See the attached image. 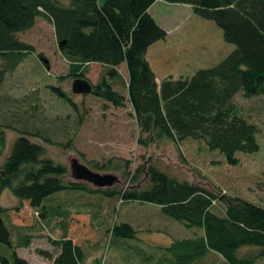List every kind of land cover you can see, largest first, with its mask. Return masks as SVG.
I'll return each mask as SVG.
<instances>
[{
    "label": "trees",
    "instance_id": "16d2710c",
    "mask_svg": "<svg viewBox=\"0 0 264 264\" xmlns=\"http://www.w3.org/2000/svg\"><path fill=\"white\" fill-rule=\"evenodd\" d=\"M168 1L192 5L194 14L212 21L221 30L223 40L236 47L231 50L221 45L217 49L219 44L214 40L216 37L221 42V35L214 29V37L209 32L211 42L204 46L200 44L202 49L195 55L196 60L202 65L208 64L207 70L213 74L221 73L226 77L233 72V78L245 96L264 95V0ZM155 2L0 0V89L8 74L16 71L24 59L35 52L34 45L21 40L18 33L31 29L38 18L43 17L54 26L59 50L70 62V75L86 77L91 63L102 64L100 80L94 84L91 94L116 107H124L129 100L142 135L167 137V130L157 120V115L163 117L166 114L174 124L188 131L199 127L194 138L203 140L209 149L219 151L229 164L237 165L238 153L252 154L260 149L257 125L237 109L213 115L218 102L216 89L211 85L206 90L202 79H196L200 70L183 68L164 74L157 71L161 64L170 63L172 57L179 60V57L175 51L164 49L172 47L168 31L151 14ZM160 42H163L160 54L166 59L160 56V61L154 65L148 54ZM39 56L49 68L43 55ZM124 62L128 78L120 71ZM171 82H174L173 86ZM138 84H141L143 97L139 95ZM116 85L127 88L129 99L115 89ZM51 87L67 99L60 86ZM159 89L164 94L161 99ZM204 120L208 123L202 125ZM6 126L18 131L19 136L4 162L0 163V195L5 189H11L45 220H54L51 218L53 207L47 201L61 192L119 196L122 202L157 204L168 217L204 230L200 236L178 239L169 247L158 248L172 264H198L211 254L221 256L226 264H256L258 258L264 257V205L223 193L220 188L181 180L152 161L141 163L132 171L130 161L124 160L126 165L121 171L128 183L123 188L93 187L89 182L78 180L67 164L56 162L46 154V146L33 139L42 136L40 131L2 121L0 160L7 148ZM44 138L55 143L51 138ZM140 140L148 144L147 139L140 137ZM72 143L73 138H69L66 144H59L71 146ZM95 167L102 170L117 168L114 160L102 166L96 163ZM61 208L57 205L54 212L69 217L70 211L62 212ZM7 210L0 206V242L7 245L12 254L11 257L0 254V264H31L17 251L19 244H15L12 228L4 219ZM110 232L116 238L133 239L138 230L128 222H121ZM68 236L66 229L63 238L53 241L61 247L57 255L46 250H39V253L54 259V264H80L84 259L83 250ZM31 238L24 236L22 245L29 246ZM243 247H257L258 251L240 255Z\"/></svg>",
    "mask_w": 264,
    "mask_h": 264
},
{
    "label": "rangeland",
    "instance_id": "374dc122",
    "mask_svg": "<svg viewBox=\"0 0 264 264\" xmlns=\"http://www.w3.org/2000/svg\"><path fill=\"white\" fill-rule=\"evenodd\" d=\"M151 14L168 31L172 48L164 49L167 52L175 51L179 57V60L172 57L166 65L159 64L157 71L164 74L183 68L200 70V74L195 75L196 79H202L206 90L211 85L216 89L218 102L213 115L237 109L257 125L260 143L257 152L238 153L239 163L232 165L219 151L209 149L203 140L194 138V132L199 127L188 131L174 124L169 115H157L158 122L167 130L168 136L148 137L147 134L142 135L129 100L124 107H116L93 94L73 93L75 78L70 75V62L59 50L53 24L43 17L38 18L31 29L18 33L21 40L34 45L35 52L29 54L16 71L8 74L0 89V121L40 131L42 136L33 139L45 145L46 154L56 162L67 164L70 171L72 159L78 158L96 172L117 175L119 181L112 187L127 186L128 180L121 171L126 165L124 160L130 161L132 171L141 163L152 161L181 180L220 188L223 193L264 205V95L245 96L233 78V72L226 74V77L221 73L213 74L207 70L208 64L202 65L195 58L198 50L202 49L201 45L211 42L214 29L221 35V42L216 37L214 40L219 44L216 45L217 49L221 45L231 50L236 47L223 40L221 30L212 21L194 14L190 4L156 0L151 7ZM162 43L153 46L148 54L153 64L160 61V56H164L160 54ZM40 54L50 65L49 68L41 61ZM122 70L128 73L126 64H123ZM102 71L103 66L92 64L86 77L96 84ZM51 86H60L66 92L67 99L59 96ZM115 89L129 99L127 88L116 85ZM138 90L143 97L141 84H138ZM160 91L158 94L161 99L164 94ZM207 123L204 120L202 125ZM5 129L7 148L0 163L4 162L19 136V132L13 128L6 126ZM44 137L53 139L56 144ZM140 137L147 139L148 144L142 143ZM69 138H73L71 146L59 144H66ZM110 160H114L116 169L102 170L95 167L96 163L102 166ZM47 202L53 207L52 221L41 217L11 189H5L0 195V206L8 209L4 213L5 222L12 228L15 244H19L17 251L31 264H54V259L40 254L39 250L57 255L61 247L53 241L63 238L66 229L68 237H72L83 250L84 259L80 264H172L158 248L169 247L178 239L204 234L201 228L188 227L182 221L168 217L157 204L122 202L119 196L65 191L51 196ZM57 205L62 207V212L69 210V217L54 212ZM121 222H128L138 230L136 238L120 239L112 236L110 230ZM29 235L32 237L31 244L22 245V238ZM257 251V247H243L240 255L256 254ZM0 254L11 257L12 252L0 242ZM198 264L226 263L221 256L211 254ZM256 264H264V257L258 258Z\"/></svg>",
    "mask_w": 264,
    "mask_h": 264
},
{
    "label": "water",
    "instance_id": "95a60500",
    "mask_svg": "<svg viewBox=\"0 0 264 264\" xmlns=\"http://www.w3.org/2000/svg\"><path fill=\"white\" fill-rule=\"evenodd\" d=\"M73 91L76 94H86L93 91V84L89 79L78 78L73 83ZM73 175L78 180H83L92 183L96 187L107 188L112 187L119 181V177L115 174H102L92 170L89 166L82 163L80 159L73 158L71 163Z\"/></svg>",
    "mask_w": 264,
    "mask_h": 264
},
{
    "label": "bare ground",
    "instance_id": "6f19581e",
    "mask_svg": "<svg viewBox=\"0 0 264 264\" xmlns=\"http://www.w3.org/2000/svg\"><path fill=\"white\" fill-rule=\"evenodd\" d=\"M92 64H100V63H96V62H93V63H91V66H92ZM123 64H125V62L123 63ZM101 66H102V64H100ZM122 65V64H121ZM120 65V71L124 74V70H122V66ZM78 78H86V79H88L87 77H76L75 79H74V81L76 80V79H78ZM74 81H73V83H74ZM91 82V81H90ZM92 83V82H91ZM93 84V89H94V83H92ZM72 91H73V87H72ZM93 92V91H92ZM91 92V93H92ZM73 93H74V91H73ZM91 93H86L87 95L88 94H91ZM76 94V93H75ZM80 95H84V94H80Z\"/></svg>",
    "mask_w": 264,
    "mask_h": 264
},
{
    "label": "crops",
    "instance_id": "0c3cea01",
    "mask_svg": "<svg viewBox=\"0 0 264 264\" xmlns=\"http://www.w3.org/2000/svg\"><path fill=\"white\" fill-rule=\"evenodd\" d=\"M102 1H104V0H100V2H102ZM150 11H151V9H150ZM123 65V64H122ZM121 65V66H122ZM124 72V75L126 76L127 75V73L125 72V71H123Z\"/></svg>",
    "mask_w": 264,
    "mask_h": 264
}]
</instances>
